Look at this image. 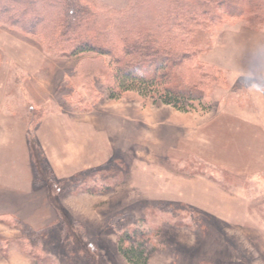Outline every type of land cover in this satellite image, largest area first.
Segmentation results:
<instances>
[{
    "label": "rangeland",
    "instance_id": "374dc122",
    "mask_svg": "<svg viewBox=\"0 0 264 264\" xmlns=\"http://www.w3.org/2000/svg\"><path fill=\"white\" fill-rule=\"evenodd\" d=\"M218 14L200 26V59L223 74L200 101L143 91L117 63L104 81L0 27V264H135L126 251L136 264H264V140L234 120L264 109V28ZM133 48L129 66L165 58L150 37ZM164 61L179 86V57Z\"/></svg>",
    "mask_w": 264,
    "mask_h": 264
},
{
    "label": "trees",
    "instance_id": "16d2710c",
    "mask_svg": "<svg viewBox=\"0 0 264 264\" xmlns=\"http://www.w3.org/2000/svg\"><path fill=\"white\" fill-rule=\"evenodd\" d=\"M94 4L88 0H0V27L36 38L49 56L80 57V67L104 81L110 77L111 64L117 63L121 74L131 82L138 81L141 90L159 87L177 101H200L223 74L220 68L200 59L208 51L204 40L209 35L201 28L209 26L207 15L210 21L211 13L216 12L221 15L219 20L226 17L251 28H264V0H128L119 10ZM219 16H215L217 20ZM50 17L54 19L48 21ZM142 37H150L165 58L129 66L126 60L136 56L133 42ZM172 54L180 59L175 71L179 86L163 73L170 68L164 60ZM8 217L0 215V222L6 224ZM26 242L30 243L29 237L21 243L23 252ZM125 256L135 264L139 257L132 251H126ZM36 258L38 264H45L43 258Z\"/></svg>",
    "mask_w": 264,
    "mask_h": 264
},
{
    "label": "crops",
    "instance_id": "0c3cea01",
    "mask_svg": "<svg viewBox=\"0 0 264 264\" xmlns=\"http://www.w3.org/2000/svg\"><path fill=\"white\" fill-rule=\"evenodd\" d=\"M246 117L237 116L234 120L239 121L241 125H245L246 129H250V137L256 139L264 140V109L262 111H258L257 108H252V110L248 109L246 112ZM245 120V121H243ZM245 122V123H242ZM264 144V143H261ZM0 215H9V213H0Z\"/></svg>",
    "mask_w": 264,
    "mask_h": 264
}]
</instances>
